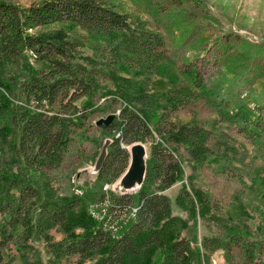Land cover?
<instances>
[{"label": "trees", "instance_id": "obj_1", "mask_svg": "<svg viewBox=\"0 0 264 264\" xmlns=\"http://www.w3.org/2000/svg\"><path fill=\"white\" fill-rule=\"evenodd\" d=\"M76 28L106 65L90 57L79 61L78 44L68 36ZM161 66L175 69L190 88L148 93L132 80ZM10 69L18 72L5 74ZM1 79L0 120L5 121L2 128L10 136L11 163L17 170L11 164L0 166V214L8 217L0 224V264L9 263L5 249L16 237L22 249L19 264H29L27 253L36 250L27 240L39 237L56 261L77 255L76 264L87 259L91 264H156L151 256L159 247L166 257L159 264H190L194 252L179 236L187 221L171 216L170 200L163 194L181 173L176 155L164 144L186 143L194 159H203L210 131L198 124L176 126L171 112L201 96L246 131L257 134L262 127L250 118L253 109L246 105L228 112L222 101L213 103V91L203 88L196 66L188 63L178 71L161 35L131 21L108 0H41L27 6L0 0ZM107 112L113 115L110 123L94 127L98 146L106 151L94 187L60 201L48 190L45 194L37 177L59 165L74 138H87L85 132L93 125L86 124L88 115ZM149 139L142 183L130 189L118 183L117 192L103 189L125 172L130 160L125 145ZM181 192L189 194L184 188ZM194 196L208 207L201 192ZM95 204L103 213L99 223L87 211ZM121 221L124 225L114 234L111 229ZM52 227L65 233L62 240L53 242L47 235ZM33 264H41L39 257Z\"/></svg>", "mask_w": 264, "mask_h": 264}, {"label": "rangeland", "instance_id": "obj_2", "mask_svg": "<svg viewBox=\"0 0 264 264\" xmlns=\"http://www.w3.org/2000/svg\"><path fill=\"white\" fill-rule=\"evenodd\" d=\"M5 1L27 6L41 0ZM108 1L131 21L159 33L178 71L188 63L196 66L203 88L213 91V103L222 101L226 104L223 111L229 112L240 104L253 109L250 118H256L262 126L257 134L218 113V108L201 96L171 112L169 118L176 126L198 124L210 131V136L203 159H194L186 143L165 142L164 146L176 155L181 173L163 194L170 200L171 216L187 221L179 236L188 240L194 252L190 264H264V0ZM83 34L76 28L68 35L78 44L79 61L86 63L84 58L90 57L106 65L105 59L89 45L92 41L87 36V40L82 38ZM17 72V69H10L4 73L13 75ZM131 73L119 71L121 76L130 77ZM174 76L175 69L161 66L132 80L142 83L148 93L164 92L174 87L190 88L189 83ZM4 83L1 79V86ZM77 104L80 105L81 101ZM115 106L116 114L120 105ZM108 113L88 115L86 124H93L85 132L88 139L74 138L59 165L37 177L45 194L48 190L55 200L60 201L70 195L82 196L94 187V166L102 149L98 146L100 135L94 128L95 121L105 118ZM149 124L152 127V122ZM3 126L5 121L0 120V166L6 168V164H11L15 172L17 169L11 163L9 150L10 136L5 134ZM154 136L155 140L158 139L157 133ZM141 143L146 148L147 157L151 139ZM125 147L129 151L130 145ZM120 177L102 188L107 186L117 192L115 186ZM182 188L189 194H183ZM196 191L207 200V208L194 196ZM180 192L181 199H177ZM190 200L194 201L193 210ZM87 211L97 223L101 221L103 213L97 204L88 207ZM29 215L31 224H34L35 216L32 212ZM7 220L6 213L0 214V224ZM124 223L114 224L111 229L114 234ZM75 230L81 232L79 228ZM46 233L53 242L65 236L59 227H52ZM27 242L36 250L27 253L29 264L38 257L41 264L77 262V255L56 261L47 251L43 237L29 238ZM20 243L18 237L9 242L5 252L10 260L5 264H19ZM164 254L163 249L157 247L151 262L161 263L166 258ZM91 262L87 259L82 264Z\"/></svg>", "mask_w": 264, "mask_h": 264}, {"label": "water", "instance_id": "obj_3", "mask_svg": "<svg viewBox=\"0 0 264 264\" xmlns=\"http://www.w3.org/2000/svg\"><path fill=\"white\" fill-rule=\"evenodd\" d=\"M113 115L108 114L105 118H99L95 121V125H107L112 120ZM105 146L102 147L96 163L95 170L101 165L103 158L105 156ZM130 160L125 172L121 175L119 179V185L123 189H130L135 185H140L144 178L145 168H146V148L144 144L136 142L129 147Z\"/></svg>", "mask_w": 264, "mask_h": 264}, {"label": "built area", "instance_id": "obj_4", "mask_svg": "<svg viewBox=\"0 0 264 264\" xmlns=\"http://www.w3.org/2000/svg\"><path fill=\"white\" fill-rule=\"evenodd\" d=\"M94 172H96L95 167H94ZM105 188H107V186H105ZM78 192H80V191H78ZM78 192H77V193H78Z\"/></svg>", "mask_w": 264, "mask_h": 264}]
</instances>
